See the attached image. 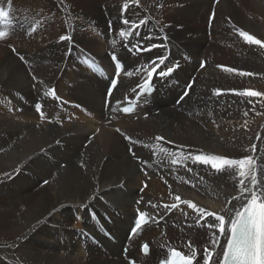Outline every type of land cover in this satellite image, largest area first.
<instances>
[{
    "label": "bare ground",
    "instance_id": "obj_1",
    "mask_svg": "<svg viewBox=\"0 0 264 264\" xmlns=\"http://www.w3.org/2000/svg\"><path fill=\"white\" fill-rule=\"evenodd\" d=\"M91 2L0 0L8 12L0 24L6 32L0 39V247L8 248L0 249V264H127L122 247L138 210L155 220L130 241V257L140 258L141 245L149 242L150 261L178 246L189 255L195 249V264H203L209 248V264H215L225 243L218 222L209 217L199 223L207 216L185 203L177 209L163 205L180 203L178 195L225 215L227 230L224 209L246 202L239 180L251 186V176L239 177L237 166L217 171L196 161L197 155L238 160L251 155L258 182H264V96L235 94L264 93V48L247 43L238 31L264 42V0ZM125 3L129 7L122 12ZM125 18L146 23L133 31L122 24ZM121 31L129 35L122 37ZM142 44L158 48L135 57L129 53ZM110 53L126 70L107 110V85L81 60L88 54L113 74ZM157 56L167 57L162 70L178 69L148 107L131 117L119 115L115 103L144 81ZM191 80V93L176 106ZM52 87L84 109L60 107L50 99ZM114 127L139 143L130 144ZM174 161L184 168H173ZM94 214L118 244L104 238ZM213 222L215 229L208 226ZM215 238L219 246L213 249Z\"/></svg>",
    "mask_w": 264,
    "mask_h": 264
},
{
    "label": "snow or ice",
    "instance_id": "obj_2",
    "mask_svg": "<svg viewBox=\"0 0 264 264\" xmlns=\"http://www.w3.org/2000/svg\"><path fill=\"white\" fill-rule=\"evenodd\" d=\"M133 2L137 3L138 0H133ZM129 7L128 3H125L122 8V12L126 11ZM8 12L3 8H0V24H4L7 21ZM122 24L129 26L133 31L139 28L141 25L146 23L145 20L141 19L139 22L131 21L127 18L123 19ZM35 31V28L32 29ZM239 35L249 44L251 45H259L261 48H264V42H261L259 39H256L254 36L248 34L245 31L238 30ZM129 35V33L125 31L120 32V36L125 37ZM6 36V32L0 31V39H3ZM60 39L66 40L70 39L67 36H61ZM158 47V45H151L150 48L141 49L143 51L151 50V48ZM21 60L24 59L23 56L20 57ZM167 57L165 56H157L154 60L151 61V70L147 73V79L145 80L144 86L137 85L138 88H141L143 92L148 91L151 87L150 80L152 78L153 73L156 75L164 76L171 74L174 69L171 66L166 67L159 72H156V69L159 68L160 65L165 64V60ZM112 60L115 63V74L112 82V87L116 86L119 75L122 71V64L118 61L115 55H112ZM158 62V63H157ZM143 67V66H142ZM178 67V65H177ZM228 72H235L236 69L226 68ZM137 71H140L138 69ZM127 75H132V73H126ZM238 75L240 76H251L253 73L239 71ZM33 79L36 80V77L33 76ZM189 88L191 85L188 86ZM54 89L51 90V93H54ZM235 92V90H233ZM49 93V94H51ZM219 94V92H217ZM235 94L240 96H264V93H259L256 91H240L235 92ZM188 92L184 93V96H187ZM183 99V97L181 98ZM36 111L41 114V118H44V114L41 111L42 105L37 103L35 105ZM124 113H129L131 111L130 107H125L122 109ZM247 115V113H245ZM119 132L120 129H117ZM125 139L129 141L130 144L139 143L138 141H133L131 137L125 136ZM157 140H162V137H156ZM252 150L255 151V145L252 146ZM129 151L132 152V149L129 148ZM163 151V149H161ZM135 155L134 152H132ZM195 160L201 162L205 165L211 164L213 169L217 171H227L229 168H233L237 166L239 168L238 175L243 178L246 175L251 176L250 185L245 184L244 179L239 180L240 192L242 195L245 193L248 194L246 198V202L241 203L240 208H233L231 210L224 209V212L227 213V230L225 228L226 217L225 215L213 213L210 211H206L203 208H199L195 203L191 201H182L180 196H175V200L181 203L187 204L188 208L195 210L198 214H203L204 216L214 217V221L218 222V232L221 237L225 238L224 246L221 247L219 252H216L215 255L218 257L215 264H264V182H258V177L255 172V164L253 156L249 155L244 159H232L227 157H222L219 155L212 156H203L197 155ZM247 168V172H246ZM233 200L240 201V196H234ZM231 203V201H229ZM178 205H171L172 208H176ZM156 207V205H153ZM164 207H168V205H164ZM234 213V214H233ZM146 215L143 212L139 213V217L136 221V229L141 228L143 223H146ZM213 222L208 226L211 228H217V224ZM207 223V221H205ZM136 229L133 230V234H136ZM191 244V242H189ZM219 246V238L213 239L211 242V247L214 249ZM141 251L147 255L150 253V248L148 243H143L141 245ZM195 249L193 248L192 255L182 254L180 251L172 250L171 257L172 259H166L165 264H193V261L196 257ZM213 251H210L209 248L204 249V257L203 264H209V261L212 260ZM222 257V258H221ZM132 264H135V261H132Z\"/></svg>",
    "mask_w": 264,
    "mask_h": 264
},
{
    "label": "rangeland",
    "instance_id": "obj_3",
    "mask_svg": "<svg viewBox=\"0 0 264 264\" xmlns=\"http://www.w3.org/2000/svg\"><path fill=\"white\" fill-rule=\"evenodd\" d=\"M89 1V2H88ZM85 2L88 4H91L92 2H91V0H85ZM99 2H102V0H99ZM209 34H211L210 33V31H209ZM12 49V51L13 52H15V50H16V48L15 47H11ZM24 65H27V61L24 63ZM171 106V105H170ZM156 114H159V111L158 112H156ZM92 138H93V136H92ZM130 148H132V147H130ZM145 189V188H144ZM144 189H140V192H141V194H144L145 193V190ZM29 224L28 223H26V222H21L20 223V227H22L23 226V228L25 229H27V226H28ZM21 239H23V238H21ZM18 240H20V238L18 239ZM15 245L14 244H12L11 245V248L10 249H15V247H14ZM188 248H191V245H188ZM0 249H8V248H3V247H0ZM120 250V249H119Z\"/></svg>",
    "mask_w": 264,
    "mask_h": 264
}]
</instances>
